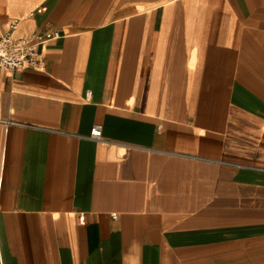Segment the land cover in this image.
<instances>
[{
  "label": "crops",
  "instance_id": "0c3cea01",
  "mask_svg": "<svg viewBox=\"0 0 264 264\" xmlns=\"http://www.w3.org/2000/svg\"><path fill=\"white\" fill-rule=\"evenodd\" d=\"M13 18L42 66L0 68V264H264V0Z\"/></svg>",
  "mask_w": 264,
  "mask_h": 264
},
{
  "label": "built area",
  "instance_id": "2783aa9c",
  "mask_svg": "<svg viewBox=\"0 0 264 264\" xmlns=\"http://www.w3.org/2000/svg\"><path fill=\"white\" fill-rule=\"evenodd\" d=\"M30 12L28 15H31ZM20 18H13L8 23L5 32L0 34V68L18 69L24 66L40 68L41 61L37 56L36 38L20 37L14 35V30ZM89 137L95 140L101 139V126L94 124Z\"/></svg>",
  "mask_w": 264,
  "mask_h": 264
}]
</instances>
